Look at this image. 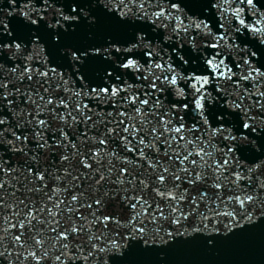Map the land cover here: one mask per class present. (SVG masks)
Returning <instances> with one entry per match:
<instances>
[{
	"label": "snow or ice",
	"instance_id": "obj_1",
	"mask_svg": "<svg viewBox=\"0 0 264 264\" xmlns=\"http://www.w3.org/2000/svg\"><path fill=\"white\" fill-rule=\"evenodd\" d=\"M6 3L0 264H126L264 219V0ZM102 19L122 36L53 60Z\"/></svg>",
	"mask_w": 264,
	"mask_h": 264
},
{
	"label": "water",
	"instance_id": "obj_2",
	"mask_svg": "<svg viewBox=\"0 0 264 264\" xmlns=\"http://www.w3.org/2000/svg\"><path fill=\"white\" fill-rule=\"evenodd\" d=\"M0 6L7 8L6 0ZM108 35L120 38L122 32L118 26L102 19L91 30L81 28L71 36L61 37V45H52L49 41V54L54 61H59L58 47L99 43ZM86 71L91 74L98 68L89 67ZM214 239V247H210L202 235L177 238L165 247L153 246L146 250L136 245L126 254V264H264V219L226 239Z\"/></svg>",
	"mask_w": 264,
	"mask_h": 264
}]
</instances>
